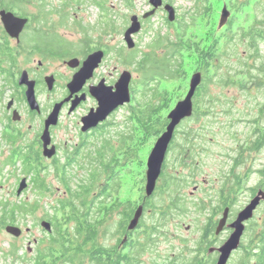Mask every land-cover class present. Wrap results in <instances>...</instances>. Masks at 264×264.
<instances>
[{
    "label": "flooded vegetation",
    "instance_id": "1",
    "mask_svg": "<svg viewBox=\"0 0 264 264\" xmlns=\"http://www.w3.org/2000/svg\"><path fill=\"white\" fill-rule=\"evenodd\" d=\"M34 2L28 5L35 10ZM166 3L172 5L168 0H163V4ZM97 5L100 6L99 3ZM158 9H163L166 13L163 5L155 13ZM2 10L27 18V22L18 38H14L6 32L0 15V140L4 138L11 144L9 153H13V158H20V161L27 159L29 163H49L47 171L44 170L47 174L51 169L55 177H67V163H75L74 157L82 156L88 147L89 137L98 134L106 127L109 118L128 104L117 107L95 126L82 130V118L98 106L91 90L108 91L116 83L121 71L114 73L104 69V58L108 54L105 47L90 44L85 37L74 41L66 33L58 32L57 26L64 25L62 27L68 29L70 24H77L73 18L69 20L62 16L58 17L57 22H52L51 18L43 14L21 10L11 0H0V11ZM144 13L137 14L141 28L143 20L148 21L155 14L143 18ZM177 16L176 12L173 22L178 19ZM231 20L232 16L228 17L227 22L220 28L227 27ZM75 29L78 26L75 25ZM71 34L72 32L68 35ZM100 49L104 52L101 62L91 71H83L88 55ZM212 62L204 67L206 72L200 68L196 70L202 73V80L191 98V114L180 119L175 126L153 192L146 194L147 163L144 162L135 180L138 183L135 198L120 200L121 188L116 190L115 186L111 187L107 199L108 207L110 214L118 216L120 221L114 225L111 241L107 244L110 254L83 257V264H142L141 254L155 249L158 238H163L170 226L177 230L182 225L181 219L192 213L198 215L199 220L195 225L188 224L185 227L186 230L195 226L198 228L196 247L188 249L190 251L186 259L172 254L163 261L167 264H216L220 255L218 247L235 229L232 226L233 221H236L244 207L257 196L260 199L252 216L243 222L240 245L232 251L229 259L245 247L252 252L264 250V154L261 159L259 156L264 151V106L249 121L248 134L245 137L242 133L232 131L234 122L225 119L233 118L231 107L228 109L218 106L220 109H217L215 106L216 103H221L219 100L227 97L206 94L211 90V85L210 80H205V76L212 69ZM79 72H82V82L79 79L70 89L67 85ZM132 80L133 78L131 83ZM224 83L227 85L232 82L230 80ZM188 89L189 82L184 93ZM130 92L132 96L131 84ZM29 93L33 94L37 109H32L27 101ZM43 94H46L44 99ZM184 97L185 95H179L175 105ZM56 106H59L56 123L48 125V148H54V154L48 157L43 153L41 138L45 120ZM64 116L71 117L69 130H74L77 139L73 146L67 139L62 141L56 132L62 127ZM168 122L167 120L163 131ZM220 131L228 133L234 146L224 153H216L222 160L213 163L208 157L212 155L211 144L217 141L207 135ZM38 164L35 165L40 167ZM115 171L113 169L110 174L113 184L117 180ZM64 193L66 195V190ZM139 206L142 207L141 217L133 229H128L127 225ZM51 231L46 233L50 234ZM99 239L97 236L93 244L97 246L102 243ZM34 260L32 255L31 264H34Z\"/></svg>",
    "mask_w": 264,
    "mask_h": 264
},
{
    "label": "rangeland",
    "instance_id": "2",
    "mask_svg": "<svg viewBox=\"0 0 264 264\" xmlns=\"http://www.w3.org/2000/svg\"><path fill=\"white\" fill-rule=\"evenodd\" d=\"M43 0L40 4V0H37L36 8H31L29 5L25 8L27 11H35L37 14H43L50 21L57 22L58 17H68L69 20L77 22L78 29H75L74 24H70L68 29L65 27L57 26L58 32L66 33L71 40H78L86 38L90 41V44H100L108 50V54L105 59L104 69L111 72L122 71L129 69L132 72V78L137 77V73L132 71V68L123 64L118 56V49L126 52L130 50L125 46L124 31L130 23V16L133 14L141 15L145 11L150 9L148 0ZM174 5L177 18L182 21H189L190 29H187V37L195 39V41H202V46L206 48L211 47L216 41L219 45V54L221 55L220 61L214 62V65L210 71L206 74V81L210 80L211 90L207 92V95L217 97H227L221 99L216 103V107L230 108L233 111V118L226 117L227 121H233L234 126L232 131L242 133L245 137L248 134L249 121L261 111L264 106V89L258 85L259 71L258 65L264 60V57L251 56L252 50L246 47V41L244 40V32L249 27L258 28L263 14L260 11L259 2L257 0H211L202 2L197 0H168ZM202 3L206 4L205 7ZM261 2L264 3V0ZM97 3H100L98 6ZM238 5L242 7L239 11L233 12L232 5ZM224 5H227L231 10L229 17L232 16L233 24L227 27L220 28L218 26L221 11ZM207 7V8H206ZM203 10L204 13L198 14L199 10ZM229 10V11H230ZM166 13L163 9L158 11L149 18L150 20L144 21L140 31L134 34L135 48H144V44L150 39L151 35L161 31L162 33L170 32L176 33L175 27L167 25ZM195 17V18H194ZM194 19V20H193ZM71 22V21H70ZM57 24H55L56 26ZM86 27L83 31L81 28ZM112 27V28H111ZM264 28V24H263ZM72 32L71 36L68 35ZM84 33V34H83ZM264 56V44H261V52ZM185 56L184 69L186 70L185 78L182 80L173 81L171 83H162L161 87H166L172 90L174 101L169 110L164 113L167 116L168 112L174 107L177 97L183 96L188 87V81L199 65L195 61V56L192 53H187ZM231 84H225L224 82L230 81ZM226 86V87H224ZM46 97V94L42 95V99ZM41 99V100H42ZM224 102V103H223ZM217 109H220V108ZM130 102L119 109L114 115L109 118L106 127H104L98 134L93 137H89L88 147L83 151L84 156L79 158L87 160L89 159L90 149L96 148L105 138H112L116 142L117 133L120 131L129 132V109ZM71 117L64 116L62 127L57 130L59 138L64 141L67 139L70 141V145L73 146V142L77 141L75 138V132L71 128L69 130V124ZM2 125L0 124V137L2 136ZM23 129H27L25 126H21ZM207 137L214 138L217 142L211 144L212 155L208 158L211 162L217 163L219 156L216 153H224L231 146H234V142L229 139V135L225 131L217 133H210ZM72 138V140H71ZM157 137L150 141L147 145H137L136 154L129 157V164L121 163L115 171L116 178L120 181V200H132L136 197L138 191V183L135 181L139 175V171L146 163L151 147H153ZM12 146L10 143L3 139L0 140V199H6L10 202L26 201L30 205L36 203V208L25 216L24 220L19 221L16 225L20 226L23 230L22 235L18 238L9 234L0 227V264H28L29 259L35 254L38 248V243L43 241L40 248L45 245L48 240V233L42 229L40 225L41 219H47L45 215L47 212L52 213L56 206V200L65 196V186L61 180L53 175V171L50 169L49 174L44 170L49 163H40L41 177L45 179L47 188L43 191H39L33 184L31 173H25L20 158L15 159V166L13 164H6L4 162L10 155ZM264 151L259 154L260 159ZM91 155V154H90ZM20 157V155H19ZM171 157V152L169 158ZM87 162V161H84ZM144 162V163H143ZM143 163V164H142ZM81 168L73 165L68 168L67 176H71L72 179L87 178L88 166ZM96 165V163H95ZM47 171V169H46ZM130 171V174L129 172ZM35 173H32L34 177ZM27 179L26 188L21 191L20 195H17L16 190L19 186L21 178ZM40 177V178H41ZM199 220V216L192 213L190 216L186 215L181 219L182 225L176 230L173 227H169L167 234L163 238H158L155 249L152 251H144L141 255L142 264H167L163 259H168L169 256L174 254L186 259L188 252L198 242L199 230L195 226L191 230H186V225L194 224ZM120 221L118 216L111 215L106 219V222L101 228H99V240L107 245L111 240L112 233L114 231V225H117ZM199 224V223H197ZM196 224V225H197ZM29 228L28 230H25ZM247 241H245V244ZM16 249L14 255L8 256L5 262V255L12 253ZM246 248L235 253L228 264H242V256L245 253ZM12 258V263L10 258ZM249 264H254L253 260H250Z\"/></svg>",
    "mask_w": 264,
    "mask_h": 264
},
{
    "label": "trees",
    "instance_id": "3",
    "mask_svg": "<svg viewBox=\"0 0 264 264\" xmlns=\"http://www.w3.org/2000/svg\"><path fill=\"white\" fill-rule=\"evenodd\" d=\"M16 3L21 10H26V6L37 0H11ZM208 0H197V2ZM211 1V0H209ZM259 2L260 11L263 16L259 19L258 28L249 27L243 34L246 47L252 50L251 56L264 57L261 52V44H264V3ZM43 0H40L42 4ZM205 7L206 4L202 3ZM100 4V3H99ZM207 8V7H206ZM233 12L239 11L242 7L232 5ZM204 13L201 9L198 14ZM195 18V17H194ZM194 20V19H193ZM228 25L233 24V19ZM191 23V22H190ZM189 21H182L179 18L175 22L167 21V25L175 27L176 33H162L158 31L151 35L150 39L144 44V48H132L126 52L118 49L119 59L123 64L132 68L137 73L131 84L132 96L129 110V132L120 131L117 133L116 142L112 138H105L99 146L91 148L89 159L74 157L75 163H67V168L78 165L88 169L87 178L72 179L71 176H61L62 184L65 186L66 195L56 200V206L52 213L47 212L46 218L51 222L52 231L47 235V243L41 248L43 241L38 243L36 253L33 255L34 264H83L81 258L86 256L109 255L107 245L96 241L99 236V228L104 226L106 219L111 216L108 207V197L111 187L119 189L120 181L115 180L111 183L113 169L119 163H129V157L136 154L137 145L143 147L155 139L163 132L167 122L164 115L172 106L174 95L171 89L161 87L162 83H171L185 78L184 69L185 54L192 53L198 68L205 70V66L210 61H220L219 45L216 41L211 47L202 46V41H195L187 37V29H190ZM192 24V23H191ZM78 26L79 24H75ZM83 31L86 27L81 25ZM112 28V27H111ZM212 62V63H213ZM207 70H205L206 72ZM259 77L258 85L264 89V60L258 65ZM262 111V109H261ZM11 153L6 164L15 166V157ZM84 156V155H82ZM87 161V162H84ZM25 173H35L32 178L34 186L43 191L47 188L45 179L41 177V169L35 164L29 163L27 159L21 160ZM96 163V165H95ZM41 177V178H40ZM30 205L26 201L10 202L0 199V227L8 223L16 224L24 220L36 208L37 204ZM127 214L125 213V216ZM246 248V247H245ZM242 256V264H249L250 260L254 264H264V250L252 252L245 249ZM5 255V262L8 256ZM12 258L10 262L12 263ZM28 264H31L30 259ZM102 264V263H101ZM103 264H107L103 262Z\"/></svg>",
    "mask_w": 264,
    "mask_h": 264
},
{
    "label": "water",
    "instance_id": "4",
    "mask_svg": "<svg viewBox=\"0 0 264 264\" xmlns=\"http://www.w3.org/2000/svg\"><path fill=\"white\" fill-rule=\"evenodd\" d=\"M149 6H152V9L149 11H146L142 17L147 18L151 15H153L157 8H159L161 5H163L164 10L167 13V20L169 22H173L176 18V10L173 5L170 3L163 4V0H148ZM230 14V11L228 10L227 6L224 5L221 11L220 19L218 26L222 27L228 20V15ZM2 25H4V28L6 32L14 38H18L20 32L22 31L24 27V23L27 22V18L19 17L14 15L12 12H5L4 10L0 11ZM139 16L137 14H133L130 16L129 20L130 23L128 27L123 32L124 35V41L125 46H127L128 49H132L135 47V41H134V34L138 33L141 29V21L138 19ZM104 52L103 50H96L88 55L87 59L84 61V68L83 71H86L88 69L91 71L94 67L98 65L99 62H101V58H103ZM81 79L82 82V72H79V74H75V77L73 80L67 85L70 89L73 85L76 84V82ZM132 79V72L128 69H124L121 71V74L119 78L117 79L116 83H114L113 87L110 88L108 91L106 90H91L92 95L95 96L94 98L98 101V106L92 110L88 114H86L82 118V130H87L90 127L95 126L97 123L102 122L105 120L108 115L113 112V110H116L117 107L127 104L131 101V92H130V84ZM200 80H202V73L200 71H196L192 74L189 82V89L187 93L185 94V97L180 100V102H177V104L172 107V109L168 112L167 118H168V124L165 128V130L160 133V135L157 137L153 147H151V151L149 153L148 159H146L147 163V170L145 174L147 175V182L145 185L146 188V194L150 195L154 190V185L156 183L157 177L159 176V172L161 170L162 163L164 162L163 159H165V155L167 152V146H169V143L172 139L173 132L175 129V126L179 122L180 119L189 116L192 111V96L193 93H195V90L197 86L200 84ZM33 94H28V100L29 105L32 109H37L38 105L37 102L34 101ZM59 112V106H56L51 112L50 115L45 120V127L44 132L42 134V140H43V147H44V155L50 157L54 154L53 150L54 148H48V144L50 143L49 139V131H48V125H52L56 123L57 116ZM27 186V179L21 178V181L19 183V186L16 190L17 195H20ZM260 197L257 196L254 200L250 202L249 205L244 207V209L239 213L238 217L236 218V221H233L234 231L229 234V237L226 239V241L218 247V250L220 252V255L218 257V260H216V264H226V260L229 259L231 253L233 250H236L238 246L240 245V239L244 230V220L249 219L252 216L253 210L255 209L257 203L259 202ZM142 214V207L139 206L135 211L132 219L130 220L128 226V229H133L135 225L138 223L139 218ZM40 225L42 229L45 231H51L52 225L51 222L43 219L40 222ZM29 228L25 229L28 230ZM6 232L9 234L19 237L21 236L23 230L20 226L16 224L8 223L5 225Z\"/></svg>",
    "mask_w": 264,
    "mask_h": 264
}]
</instances>
